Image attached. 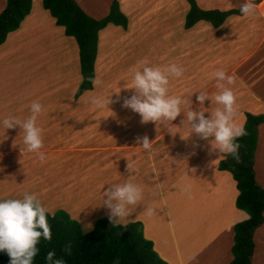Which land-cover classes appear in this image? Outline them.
Wrapping results in <instances>:
<instances>
[{"label":"crops","instance_id":"1","mask_svg":"<svg viewBox=\"0 0 264 264\" xmlns=\"http://www.w3.org/2000/svg\"><path fill=\"white\" fill-rule=\"evenodd\" d=\"M72 1L94 20L107 16L116 1L119 14L96 35L92 80L99 83L74 99L81 81L77 45L54 24L41 0H31L17 29L0 44V188L16 189L19 180L67 188L63 201L51 202V208L60 206L52 213L66 212L86 233L97 219L110 221V209L99 210L105 190L131 181L141 187L143 199L119 220L140 223L142 237L160 260L229 264L233 226L248 215L235 207L238 191L231 174L218 169L225 154L213 150V137L203 140L190 132L186 112L202 110L209 117L222 107L214 100L221 89L213 73L235 77L234 84L224 83L236 96V123L243 126L245 114L263 117L256 126L252 170L264 191V0H253L256 10L250 15L240 12L245 0H193L200 11H216L223 19L213 27L216 18L209 15L210 22L198 20L189 28H184L185 0ZM4 5L0 0V12ZM145 60L148 66L184 69L181 77H170L169 95L184 100L174 121L143 123L123 107L124 98L135 92L134 71L142 70ZM201 92L209 96L202 105L196 100ZM108 96L113 101L108 107L91 103L92 97ZM34 101L43 105L37 124L43 129L44 161L25 151L19 126L6 130L2 124L6 117L26 119ZM145 135L155 141L151 153L137 142ZM73 194L97 208L91 205L96 209L83 219ZM148 207L155 210L152 216L145 213ZM252 243L250 264H264V210Z\"/></svg>","mask_w":264,"mask_h":264},{"label":"trees","instance_id":"2","mask_svg":"<svg viewBox=\"0 0 264 264\" xmlns=\"http://www.w3.org/2000/svg\"><path fill=\"white\" fill-rule=\"evenodd\" d=\"M189 10L185 15L184 28H189L198 20L209 21L214 15L213 27L222 22V16L216 11H200L193 0H185ZM31 0H5L0 12V44L6 35L17 29L20 21L28 13ZM42 8L54 19V24L63 28L65 36L72 37L78 49V62L81 81L74 93V99L91 89L93 79V61L98 30L111 23L119 14L116 1H112L107 16L94 20L85 15L72 0H41ZM263 121L262 116L245 114L243 127L247 135L238 138L239 162L230 154L219 161L218 169L231 174L236 183L238 194L235 207L244 211L248 219L233 226L232 256L229 264H250L253 249L252 233L262 223L264 210V191L253 179L252 158L256 142V126ZM53 205V204H51ZM58 205V204H56ZM51 228L50 241L40 239L38 255L33 264H47L45 257L54 251L57 258L62 257L65 264H166L153 252L151 242L141 234L138 222L115 225L105 218L97 219L91 231L82 233L77 222L57 210L47 213ZM71 244V254L64 251ZM0 264H10L6 251H0Z\"/></svg>","mask_w":264,"mask_h":264},{"label":"clouds","instance_id":"3","mask_svg":"<svg viewBox=\"0 0 264 264\" xmlns=\"http://www.w3.org/2000/svg\"><path fill=\"white\" fill-rule=\"evenodd\" d=\"M256 4L253 0H245L240 5V12L243 15L253 14ZM145 65L142 70L134 71L132 87L134 94L125 97L123 107L130 108L138 113L143 123L149 121L164 123L174 121L182 112L184 100L180 96L169 95L170 77L178 78L183 75L184 69L176 64H171L163 69L161 67L148 66L147 60L142 61ZM217 80L216 87L221 91L215 95L214 100L218 105L209 117H205L204 111L187 110L186 119L190 125V132L195 133L203 140L210 137L213 150L218 149L219 153L230 154L239 162L240 144L238 138L247 135L245 128L236 123V96L233 90L225 86L235 83L233 75L226 74L223 70L213 73ZM93 85L98 80H91ZM209 96L201 92L196 100L203 104ZM113 101L108 97H92L91 103L96 108L108 107ZM43 111V105L38 101L30 105V116L26 119H19L15 116L3 119V127L13 129L19 126L23 130V143L25 151L37 153L41 161L46 159L45 153L41 151L44 147L42 132L38 126L37 119ZM171 132V130L169 129ZM183 138V137H182ZM137 142L141 147L151 153L154 142L145 135L138 138ZM128 170H134L130 163ZM187 189H185L186 191ZM107 199L103 205L110 209L109 219L113 223L123 219L130 214L129 206L138 204L143 199L141 187L131 181L124 184L113 185L105 190ZM155 210L148 207L146 215L152 216ZM50 241L52 232L48 223L47 209L41 204L35 194L25 193L22 199H7L0 201V251H6L10 257V264H33L34 258L38 255L37 247L40 239ZM64 251L71 254V244L65 246ZM47 264H65V260L57 258L54 251H49L45 257Z\"/></svg>","mask_w":264,"mask_h":264},{"label":"rangeland","instance_id":"4","mask_svg":"<svg viewBox=\"0 0 264 264\" xmlns=\"http://www.w3.org/2000/svg\"><path fill=\"white\" fill-rule=\"evenodd\" d=\"M18 173L19 172H16V173H14V175H16ZM56 173L57 172H55L54 174H56ZM19 181L21 182V185H20V187H17L16 189L10 188L11 189L10 190V189L6 188L7 190H3V189L0 188V198L3 199V200H7V199H22L25 193L35 194L37 196V198L39 199V201L41 202V204L47 209L48 212H50L49 214H51L52 211L55 210L56 208L60 207L59 205H56V207L51 208L50 207L51 206V202L52 203H58L59 201H63V199H64L63 190L64 191L68 190L67 188H62V187L60 188V186H55L56 184L55 185L52 184V186H48V185H43L42 186L41 182H40L41 180H37V184L36 185H33L32 183H29L28 181H27L26 184L23 183L24 182L23 180H19ZM98 189H100L99 185H97V190ZM101 196L102 195L100 194V197ZM71 198L73 199L74 204H75L74 209L80 207L79 210L82 211L81 215H84L83 219L88 216V213L92 214L93 209L96 207L95 203H92V204H89V205H86V206L83 205V202H82L81 198L77 194H73V196ZM85 198H89V196L86 195ZM97 198H98V196H97ZM103 203H104V201L100 202V205H99L100 212L103 211V210H107L108 209L106 206L103 205ZM91 205H95V207L91 206ZM64 213L67 215L66 212H64ZM78 218H80V216H78ZM121 221L122 220H119V222H115L113 224H115V225H123V222H121ZM126 224H127V222H126Z\"/></svg>","mask_w":264,"mask_h":264}]
</instances>
